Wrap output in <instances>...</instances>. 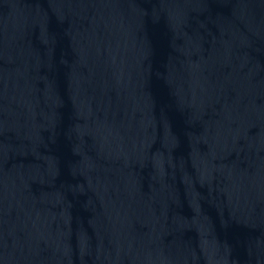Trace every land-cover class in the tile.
Here are the masks:
<instances>
[{"label":"water","instance_id":"1","mask_svg":"<svg viewBox=\"0 0 264 264\" xmlns=\"http://www.w3.org/2000/svg\"><path fill=\"white\" fill-rule=\"evenodd\" d=\"M0 264H264V0H0Z\"/></svg>","mask_w":264,"mask_h":264}]
</instances>
